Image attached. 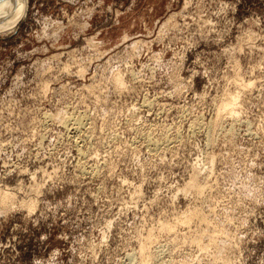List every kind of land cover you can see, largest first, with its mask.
Wrapping results in <instances>:
<instances>
[{
  "label": "rangeland",
  "instance_id": "obj_1",
  "mask_svg": "<svg viewBox=\"0 0 264 264\" xmlns=\"http://www.w3.org/2000/svg\"><path fill=\"white\" fill-rule=\"evenodd\" d=\"M0 202V264H264V0H25Z\"/></svg>",
  "mask_w": 264,
  "mask_h": 264
},
{
  "label": "bare ground",
  "instance_id": "obj_2",
  "mask_svg": "<svg viewBox=\"0 0 264 264\" xmlns=\"http://www.w3.org/2000/svg\"><path fill=\"white\" fill-rule=\"evenodd\" d=\"M24 13H25V0H0V34H2V33H5V32H7V31H10V30H12V29H14V27H15V25L17 24V22L21 19V17L24 15ZM244 88H246V86H244ZM232 96V95H231ZM228 97V96H227ZM226 98V97H225ZM224 98V99H225ZM226 100V101H225ZM224 101H225V103L224 102H222V103H224L223 104V107H222V104L220 105L221 107V111L223 110V108L225 109H227V110H231L232 108H231V106H233L232 104H233V102H234V100H235V98H233V97H230V98H226ZM235 104V103H234ZM144 106H145V104H144ZM146 107H147V105H146ZM234 108V107H233ZM232 110H234V109H232ZM225 111V110H224ZM226 112H228V111H225V113ZM229 112H231V111H229ZM228 112V113H229ZM234 112H235V110H234ZM233 112V113H234ZM232 113V114H233ZM63 122H65V120H63L62 121V123ZM74 122V121H73ZM77 122V121H76ZM78 124H80V123H78ZM76 125V124H75ZM74 125V126H75ZM73 126V125H72ZM81 126V125H80ZM66 127V126H65ZM71 128H73V127H71ZM75 129H77V127L75 128ZM71 131V130H70ZM150 142V141H149ZM153 143V144H152ZM152 143H150V144H152L153 145V147H154V142H152ZM150 144H148V145H150ZM148 147V146H147ZM152 147V148H153ZM151 148V147H150ZM150 148H149V150H150ZM156 148V147H155ZM155 148H153V149H155ZM151 151V150H150ZM155 151V150H154ZM197 172V171H196ZM195 171H194V173H196ZM195 178L197 177V173H196V176H194ZM197 180V179H196ZM191 182H194V180L193 181H191ZM194 184H196V183H194ZM197 184H199V182L197 183ZM193 184H191V186H192ZM197 186H199V185H197ZM204 186H205V184H204ZM198 188V187H197ZM201 187H199L198 188V190H200V192L202 193V189H200ZM190 189H192L193 190V187L191 188L190 187ZM203 189H205L204 187H203ZM195 190H196V187H195ZM195 190H193V191H195ZM197 190V191H198ZM202 190V191H201ZM197 194V193H196ZM2 195V194H1ZM6 195V194H5ZM4 195V196H5ZM1 197H3V195L1 196ZM8 197V196H7ZM7 197L5 196L2 200L4 201V200H6L7 199ZM10 198H12V197H10ZM12 200V199H11ZM2 202V201H1ZM1 202H0V205H1ZM8 202V201H7ZM11 203V202H10ZM8 204V203H7ZM3 206V205H2ZM6 206V205H5ZM9 206V205H8ZM194 212V211H193ZM197 212V211H196ZM190 213V212H189ZM198 213V212H197ZM193 215H195V213H192ZM188 216V217H187ZM187 216H185L186 217V219H181V218H177V222H178V220H180V222H178L177 223V225L179 224V223H181V220H182V224L183 223H187V221L189 220V222H190V214L188 215L187 214ZM196 216V215H195ZM194 216V217H195ZM192 217V219H195V218H197V217H199L198 215H197V217H193V216H191ZM203 217V216H202ZM204 218V217H203ZM201 219V218H200ZM199 219V220H200ZM197 220V219H196ZM175 221H176V219H175ZM174 221V222H175ZM193 221V220H192ZM202 221H203V219H202ZM191 223V222H190ZM198 223H199V221H198ZM197 223V224H198ZM200 223H201V220H200ZM203 223H205L204 221H203ZM176 224V223H175ZM180 225V224H179ZM189 225V224H188ZM167 226V225H166ZM186 226H187V224H186ZM204 226H206V224L204 225ZM168 227V229H169V226H167ZM184 227V226H183ZM190 227V226H189ZM188 227V228H189ZM185 228V227H184ZM187 228V227H186ZM165 229H167L166 227H165ZM164 229V231H166ZM171 229V228H170ZM163 230V229H162ZM167 233V232H166ZM213 238H214V236H212ZM149 238H152V237H149ZM148 238V239H149ZM209 238H211V237H209ZM149 240H151V239H149ZM153 241V240H152ZM148 242V241H147ZM149 242H151V241H149ZM148 242V243H149ZM209 242H213L211 239L209 240ZM152 243V242H151ZM154 243H155V241H154ZM153 243V244H154ZM150 244V243H149ZM211 244V243H210ZM150 245H152V244H150ZM207 246V245H206ZM213 246V245H212ZM204 247V246H203ZM202 247V248H203ZM140 248H142V247H140ZM145 248V247H144ZM205 248V247H204ZM202 250V249H201ZM140 251V250H139ZM141 251L143 252V248L141 249ZM142 252H141V254H142ZM145 252H147V251H145ZM144 253V252H143ZM138 254H140V253H138ZM145 254V253H144ZM149 255V254H148ZM143 256V254L142 255H140V257H142ZM145 256H147V255H145ZM144 256V257H145ZM152 256V255H151ZM143 257V258H144ZM149 257H150V255H149ZM148 257V258H149ZM143 258H140V260L141 259H143ZM146 258V260L148 259L147 257H145ZM151 258V257H150ZM152 258H153V256H152ZM151 258V259H152ZM145 260V259H144ZM146 260L145 261H142V264H148V262H149V260L150 259H148V262L146 263ZM153 261L154 260H152V263H153ZM155 262V261H154ZM139 263H140V261H139ZM150 264V263H149Z\"/></svg>",
  "mask_w": 264,
  "mask_h": 264
}]
</instances>
